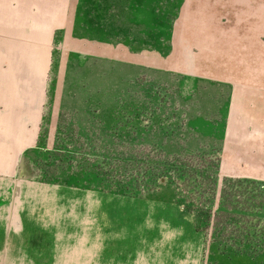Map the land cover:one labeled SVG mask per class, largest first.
<instances>
[{
    "label": "rangeland",
    "instance_id": "374dc122",
    "mask_svg": "<svg viewBox=\"0 0 264 264\" xmlns=\"http://www.w3.org/2000/svg\"><path fill=\"white\" fill-rule=\"evenodd\" d=\"M86 1L82 27L94 18L95 28L82 33L114 45L126 41L122 48L159 58L171 49L167 38L184 2ZM135 40L141 43L128 44ZM61 41L48 71L38 143L25 152L12 179L14 193L21 183L29 212L51 211L59 219L60 253L28 245L23 253L9 254L1 243L0 264H102L104 239L110 257L114 240L116 250L149 240L164 248L198 241L201 264H264V179L230 177L221 170L229 88L185 76L180 65L172 69L164 60L151 66L66 55ZM59 86L57 100L51 93ZM140 132H146L144 140ZM143 144L152 162L159 156L180 159L173 177L150 180L144 166L135 165L118 190L108 179L87 176L94 166L95 173L108 168L115 162L110 154L121 147L138 151ZM10 182L0 176V196H9Z\"/></svg>",
    "mask_w": 264,
    "mask_h": 264
},
{
    "label": "crops",
    "instance_id": "0c3cea01",
    "mask_svg": "<svg viewBox=\"0 0 264 264\" xmlns=\"http://www.w3.org/2000/svg\"><path fill=\"white\" fill-rule=\"evenodd\" d=\"M81 2L0 0V176L11 180L12 189L9 196H0V244L9 247V254L23 253L28 245L43 246L38 249L41 253L46 246L48 252L60 253L59 219L51 211L29 212L30 203L24 204L21 197V183L15 193L12 188L25 152L38 143L48 71L60 40L66 55L149 62L151 66L164 60L172 62V69L180 65L185 76L228 87L221 170L230 177L264 179V0H184L167 38L171 49L160 58L122 48L126 41L114 45L82 33ZM89 14L97 16L98 12ZM127 20L136 27L134 20ZM92 21L84 22L86 30L95 28ZM60 89L51 93L54 99L61 98ZM101 243L102 264H201L198 241L164 248L149 240L134 249L120 246L116 250L119 241L114 240L111 257L106 253L107 240Z\"/></svg>",
    "mask_w": 264,
    "mask_h": 264
},
{
    "label": "trees",
    "instance_id": "16d2710c",
    "mask_svg": "<svg viewBox=\"0 0 264 264\" xmlns=\"http://www.w3.org/2000/svg\"><path fill=\"white\" fill-rule=\"evenodd\" d=\"M147 131L149 130L146 129V132ZM146 132H140L142 140H144ZM144 146L145 144L141 145L138 151H135L133 147L129 148L128 145L123 147L117 146L121 147V150L122 148H126V151L121 152L120 150L118 152L111 153L110 157L114 156L113 161L115 162H110V164L107 163V166H109L108 168H101L102 173H95L98 167L94 166L91 168V171L93 170V172H91L92 174L89 172L87 176H89V179H91V175H93V178L95 177L97 181L101 180L102 182H107L106 179H108L111 185H116V187H118L117 189L120 190L123 188L122 185L124 182H126L128 174L130 172L133 173L131 169L135 168V165L138 170H141L142 166H144V173L150 176V180L153 179V176L156 177L159 175H166L169 176V178L173 177L172 173L174 172V170L182 165V163H180V159L169 160L168 158H165L166 156L156 157V159L160 158V160L152 162L150 160L151 158H153L151 157V150L147 151ZM112 154L114 155L112 156Z\"/></svg>",
    "mask_w": 264,
    "mask_h": 264
}]
</instances>
